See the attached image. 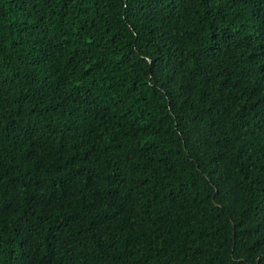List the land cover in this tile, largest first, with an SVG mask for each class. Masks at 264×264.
Returning a JSON list of instances; mask_svg holds the SVG:
<instances>
[{"label": "trees", "instance_id": "obj_1", "mask_svg": "<svg viewBox=\"0 0 264 264\" xmlns=\"http://www.w3.org/2000/svg\"><path fill=\"white\" fill-rule=\"evenodd\" d=\"M0 264H264V0H0Z\"/></svg>", "mask_w": 264, "mask_h": 264}]
</instances>
